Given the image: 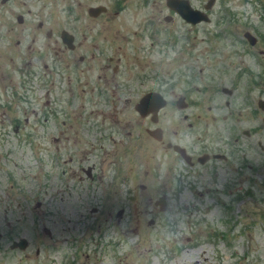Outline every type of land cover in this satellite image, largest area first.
Returning <instances> with one entry per match:
<instances>
[{
	"label": "rangeland",
	"instance_id": "obj_1",
	"mask_svg": "<svg viewBox=\"0 0 264 264\" xmlns=\"http://www.w3.org/2000/svg\"><path fill=\"white\" fill-rule=\"evenodd\" d=\"M210 12V22L196 29L170 26L164 47L162 37L142 53L127 52L123 59L114 52L110 66L104 61L96 72L80 71L78 85L85 96L101 75V83L115 94L105 101L99 97L88 103L80 88L75 95L56 82L50 95L48 85L35 84L45 85L46 92L29 102L22 97L28 86L8 64L1 67L0 105H7L0 110V119L7 122L0 128L1 154L6 153L8 173L0 221L22 224L0 227V233L13 236L11 231H16V237L27 239L30 248L24 254H32L25 262H41L44 255L33 256L38 247L43 254L50 251V264L74 253L75 264H264V111L258 107V100H264V0H215ZM131 17L121 15L118 29L131 28ZM246 32L256 38L255 44H249ZM139 67L141 74L155 70L166 82L162 89L167 103L158 109L157 124L133 110L138 97L158 88L157 80L143 85L128 80ZM11 89L17 95H11ZM129 89L133 94L140 90L139 96L127 101ZM224 89L234 92L225 94ZM18 97L31 117L38 113L44 122L50 121L45 114L57 109L55 124L52 120L49 129L38 127L39 133L50 136L45 142L25 141V126H9L14 117L23 119L22 109L16 110ZM108 97L114 107L110 99L106 102ZM207 106L217 109L208 117L219 118L215 136L228 142V149L238 136L242 153L239 162L231 156L226 171L212 176L201 172L198 178L195 168L166 152L146 128L159 126L167 140L191 147L188 125L194 109ZM62 109L64 114L57 115ZM69 116L76 119L70 121ZM181 133L187 136L179 138ZM69 151L78 156L71 160ZM85 156L96 160L92 181L77 171ZM237 167L242 168L240 174ZM80 176L84 180L79 181ZM238 176L240 186L222 190ZM178 181L189 185L179 192ZM34 216L38 226L31 225ZM45 229L52 233L50 240ZM71 240L76 248L71 249ZM9 246L7 242L6 258L0 261L13 258Z\"/></svg>",
	"mask_w": 264,
	"mask_h": 264
},
{
	"label": "flooded vegetation",
	"instance_id": "obj_2",
	"mask_svg": "<svg viewBox=\"0 0 264 264\" xmlns=\"http://www.w3.org/2000/svg\"><path fill=\"white\" fill-rule=\"evenodd\" d=\"M169 1L0 0V69L2 66L6 67L8 64L14 70V73L18 74L17 79L19 82L29 88L22 94L24 99L28 97L29 102H32L38 96L40 97L43 91L46 92V89L44 90L45 85L34 88L35 84L41 83L48 85L47 94L50 95V87L53 88L56 82L59 83L58 86L60 87H64L63 85L66 84L69 90L74 92L75 95H77V90L80 88L83 94L82 98L88 99V103H91L92 99L99 97L105 101V97L108 95L114 97L115 94L108 91L107 87L101 83V75H97L98 78L95 79V82L93 81L94 87L85 96V92L78 85L82 80L80 71L84 73V69H86L88 72H96V70L102 68L104 61L107 62L106 67L110 66L114 63V52L120 53L123 59L127 57V52H130L132 55H137L136 53L138 52L142 53L147 49L148 44H159L162 37L164 39V47L166 45L167 30H170V26L177 23L180 28L188 27L189 29H196L198 24L192 25L190 24L191 21L198 19L200 13L210 17V11L215 3V0H209L205 3L199 0H177L174 9L173 6L168 4ZM121 15L127 18L132 16L128 21L132 23L131 28L118 29V21ZM122 31L124 32L122 33ZM144 41H147V43L145 44ZM140 42L142 44H138ZM192 46L194 47L193 44ZM192 50V47L189 48L188 53ZM136 67L137 64H134L133 69ZM140 68H137L136 75L133 74L128 80L131 83L132 81L135 84L139 83V85L145 84L148 80H157L158 88L152 91L165 97V90L162 89V86L166 82L156 74L155 70L151 73L144 71L141 74ZM114 72L118 75L117 66ZM70 74L72 75L70 76ZM9 79H12V77ZM0 80H2V77H0ZM234 81L235 79H233V85ZM57 92L61 93V90L58 88ZM222 92L231 94L234 92V89H224ZM127 93L128 97L126 100L128 101L134 98L133 95L139 96L140 90L135 91V94H133L129 89ZM2 97L0 93V103L2 102ZM141 98L142 96L138 97V101ZM107 99H110L108 100V104L114 107L112 98H106V102ZM137 102L133 106L135 112L137 111ZM181 103L185 105L184 101ZM225 105L229 107L228 102ZM5 106L6 103L0 105V110ZM16 108L22 109L20 104H16ZM56 110V108L50 109V113L47 112L45 114L47 118L50 117V123L52 120L53 124L56 123L55 114H53ZM213 110L217 109L211 108L210 106L206 109H194L192 123L188 125L191 129V133L188 134V136L191 135L192 137L191 147L181 143H172V140H167L164 135V129L159 126H155L152 129L146 128V132L155 139V142L163 145L166 152H171L190 169L195 168V173L198 175V178L202 176L201 172L208 176L217 175L218 170L226 171V165L231 156H235L237 162H239L242 152L240 150V138L238 136L234 137L230 149L227 148L228 142L221 139L219 135L215 136L213 128H216L215 124L219 119L212 114L211 120L208 118L210 112ZM22 112L25 115L28 109H22ZM58 113L64 114V110L58 111L57 115H59ZM159 114L156 117L157 121H154V115L151 114L143 118H148L153 124H157L159 122ZM75 119L76 117L74 116H69L68 118L70 121ZM13 121L11 120L10 122L12 123ZM210 121H212V125H210ZM66 122V120L63 121V123ZM6 123L5 120L0 119V128L5 127ZM24 124L35 135H37L38 126L49 129L47 123L43 120L39 122L37 118L32 121L25 118ZM70 124L72 125V122ZM101 130V127H99L98 131L100 132ZM243 133L244 135L249 134L246 131ZM184 135L187 136L186 133H181L178 136L179 138H183ZM41 138L44 139V137ZM100 139H103V136H100ZM1 148L0 136V207L6 203L5 196L7 193L4 192L5 187L3 188V180L7 176L4 163L6 153L1 154ZM74 155L76 157L78 156L76 152ZM73 156L71 151H69V158L71 160H73ZM84 161H91V163L87 164L85 168L83 166ZM95 161V159L90 160L89 157L85 156L84 159H80L77 165V171L84 173L90 181L96 178ZM238 166H240V163ZM241 169L237 167L238 174H240ZM73 176L76 177L79 175L73 174ZM79 178V181L84 180L81 176ZM188 185V183L184 185L181 181H178L176 187L179 188V192H182ZM240 185L241 176H238L236 183L222 186V190H230V188ZM191 188L193 187L191 186ZM30 222L32 226H38V220L35 216L32 217ZM21 224L22 222L18 220L15 222L0 221L1 228L8 227L14 229L21 226ZM46 231L50 240L52 233L50 230L45 229ZM16 233V231H11L14 237L2 236L0 233V259L5 260L6 258L4 246L7 242L10 244L8 248L10 250L9 254L13 256L12 259H8V256V260L0 261V264H28L25 261L29 259L32 253L24 254V252L29 250L30 245L28 243L26 249L22 251L15 244V242L22 238L16 237ZM71 241V249L76 248L75 242L73 240ZM49 248L50 245L48 246ZM41 255H44L41 262L35 264H50V260L53 258L50 251L43 254L40 248L37 247L33 256L39 257ZM76 255V253L73 256L71 255L68 264L77 263L78 258ZM66 258H62V262H53L52 264H65L63 261ZM14 259L16 260L13 262Z\"/></svg>",
	"mask_w": 264,
	"mask_h": 264
},
{
	"label": "water",
	"instance_id": "obj_3",
	"mask_svg": "<svg viewBox=\"0 0 264 264\" xmlns=\"http://www.w3.org/2000/svg\"><path fill=\"white\" fill-rule=\"evenodd\" d=\"M245 36H246V38L249 40V42H250L251 44H254V40L252 39V37H250L248 34H246ZM263 107H264V105H263Z\"/></svg>",
	"mask_w": 264,
	"mask_h": 264
}]
</instances>
